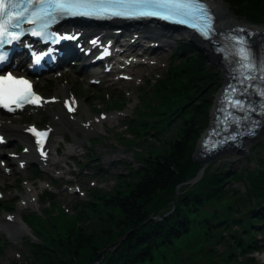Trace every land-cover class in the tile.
Segmentation results:
<instances>
[{
    "label": "rangeland",
    "instance_id": "obj_1",
    "mask_svg": "<svg viewBox=\"0 0 264 264\" xmlns=\"http://www.w3.org/2000/svg\"><path fill=\"white\" fill-rule=\"evenodd\" d=\"M214 5L215 9L223 14L227 23L255 25L260 29L258 31L264 27V21L252 22L240 14H235L234 10L222 0H214ZM240 12H244L243 9H240ZM151 37L158 38V36H149ZM123 39L125 42L128 41L125 33H123ZM180 39L183 38L179 34L168 39L166 54L158 63H155L152 57L139 55L140 53L133 56L132 54L138 53L135 50L129 57L123 59L124 66L128 64L129 67L105 76L100 87L90 84L88 75L85 73L81 75L74 66L57 69L34 79L35 90L42 95L44 101L51 103L50 109L27 108L20 114L0 115V119L7 124L21 128L14 134L15 143L9 141V144L0 149L5 157L0 158V226L4 216L17 214L21 222L24 215L31 213L45 220L44 228L47 232L55 227L63 235L65 227L70 225L72 218L84 208L91 194L95 192L110 194L118 190L128 176V172L136 169L139 164L136 161L138 154H145L147 149L151 152L148 146L152 143L156 151L158 150L157 142L150 137L152 135L140 134L139 138H132L130 129H138L142 124V127L146 128V133L153 134L155 130L148 129L147 123L160 118L155 115V112L160 114L167 112L159 108L160 98L154 90L164 81L166 75H171L172 66L179 63V58L191 55L192 51L189 49L179 50L175 54L176 43ZM184 42H187V39ZM204 54L206 73L213 76L208 84L201 81L197 83L194 89L197 93L192 94L193 99L189 104L192 107L203 106L204 110L201 113L202 119L196 126L191 158L193 153L199 150L198 146L208 128L215 100L223 86L222 71L217 60L207 52ZM133 61L137 64H131ZM60 73H63L69 81L72 99L77 101L76 110L70 116H65L61 112L62 97H59L57 103L52 104V94L62 85L58 80ZM118 83L121 84L113 86ZM158 93L162 95L159 91ZM57 111L62 118L60 124L53 120ZM93 121L96 123L91 128ZM173 126L172 123L169 131L163 134L165 135L163 140L174 138L177 129ZM28 128L49 130V144L53 140L57 148V151L51 152V157H48L49 163L42 164L37 161L40 158H36L22 140L21 133L25 135L24 131ZM261 129L257 138L244 143L242 154L232 152L219 154L205 164L202 174L210 167L211 172L214 170L224 172L227 177L224 180L225 188L242 191L245 185L243 180L245 170H251L257 164L264 163V126ZM52 132L55 133L54 136ZM70 153H75L76 156L73 159L68 158ZM29 155L32 164L23 169L21 164ZM113 160L116 161L112 164ZM99 168H102L100 172H98ZM97 172L100 174L96 175ZM195 183L182 184L181 187ZM166 199L168 197L164 200ZM26 200L35 202L34 209L20 208L22 202ZM163 206L160 204L156 209ZM172 210V208L168 209L165 214L168 215ZM158 219L159 217L155 216L149 217L152 221ZM88 223L92 224L91 221L86 224ZM27 230L29 235L22 237L19 241H11L1 227L0 264H34L24 245L28 240L35 241L30 230ZM250 234L256 239L250 241L262 246L259 248L262 253L242 255L234 249L235 257L227 261V264H264V227ZM224 246H228L226 240L203 243L201 251L191 252L187 258L191 259L192 255H196L195 264H205L207 261L210 264H221L232 252ZM204 254L207 260L203 258ZM246 257L249 258L248 262L245 261Z\"/></svg>",
    "mask_w": 264,
    "mask_h": 264
},
{
    "label": "trees",
    "instance_id": "obj_2",
    "mask_svg": "<svg viewBox=\"0 0 264 264\" xmlns=\"http://www.w3.org/2000/svg\"><path fill=\"white\" fill-rule=\"evenodd\" d=\"M222 1L235 14L252 22L264 21V0ZM185 49L191 55L179 58L171 75L154 90L160 98L159 108L167 111L155 112L160 118L147 123L155 132L147 134L141 124L138 129L128 128L132 138L152 135L158 150L152 143L148 146L151 152L138 154L139 164L118 190L91 194L63 235L55 227L47 232L45 220L35 214L23 216L35 240L24 244L34 264H195L196 255L187 258L191 252L201 251L203 243L224 240L228 242L224 247L232 252L221 264L235 257L234 249L242 255L260 252L262 246L250 241L256 240L250 232L264 227L263 162L245 170L242 191L225 188V173L211 172L210 167L198 182L179 186L174 194L178 185L193 179L201 168L192 162L191 152L204 110L189 104L197 83L208 84L213 76L206 73L203 56L190 45L178 42L175 54ZM172 123L177 129L174 138L163 140ZM174 198L169 215L149 220L171 209ZM160 204L164 206L156 209ZM203 258L207 260L205 254Z\"/></svg>",
    "mask_w": 264,
    "mask_h": 264
},
{
    "label": "snow or ice",
    "instance_id": "obj_3",
    "mask_svg": "<svg viewBox=\"0 0 264 264\" xmlns=\"http://www.w3.org/2000/svg\"><path fill=\"white\" fill-rule=\"evenodd\" d=\"M26 5V6H25ZM30 16L26 14L32 9ZM22 9V10H21ZM51 9V11H49ZM52 12L66 13L69 15L83 16H122V17H151L155 16L163 20L175 23L188 24L195 28L205 38L214 33L212 27V17L200 0H0V46L5 42L6 37L11 40H18L19 34L10 29L17 27L19 21L27 18L30 23H36L45 17L51 16ZM47 27V25H43ZM33 35L42 33L33 29ZM240 45H245V41H238ZM240 56L244 71L253 70V62L250 53L245 47H241ZM5 56L0 53V61ZM37 62L39 57L36 58ZM244 71L240 74L243 76ZM28 96H34L30 91V85L25 80H16L11 75L0 76V98L11 97L13 102L17 100L27 101ZM39 98L36 97V102ZM22 106L17 103V107ZM235 107L243 110L240 101H235ZM35 132V129H31ZM38 135H46L39 134ZM11 219V217L9 218Z\"/></svg>",
    "mask_w": 264,
    "mask_h": 264
},
{
    "label": "bare ground",
    "instance_id": "obj_4",
    "mask_svg": "<svg viewBox=\"0 0 264 264\" xmlns=\"http://www.w3.org/2000/svg\"><path fill=\"white\" fill-rule=\"evenodd\" d=\"M215 13L217 15V25H218V28L221 30V31H227V30H230L232 28H235L237 27V24L233 23V22H230V23H227L225 22V17L223 16L222 13H220L219 11H217L215 9ZM113 29H111L110 27H103L101 29H94V28H90V31H96V34L94 35H99V36H102L104 33H108V32H111ZM130 27L126 28L125 30L123 31H130ZM139 30V29H137ZM260 30V29H259ZM122 31V32H123ZM261 36H264V27L261 29V31H258ZM125 34L128 36L129 33L125 32ZM140 34L142 36H145V35H164V34H161L160 33V29L159 28H147V29H140ZM131 38V35L129 36ZM162 39V38H161ZM111 39H108V41H110ZM140 46H138L137 44H134V45H130V46H126V48L124 49L123 51V55H127L128 57L132 54L133 50L135 51H140L141 55H147V56H150L154 59L155 63H158L161 61V58L166 54V48L168 47V45H164L162 47H158L156 49H152L151 48H139ZM208 51V54L209 55H212L210 52V48L207 49ZM133 55V54H132ZM213 59L217 60L215 57L212 56ZM173 60V58L171 59ZM63 67H67V66H63ZM129 65H126L124 66L120 71H122L123 69L125 68H128ZM121 68V67H120ZM58 69H61V68H58ZM111 74V73H110ZM108 74V75H110ZM108 75H105V76H108ZM63 73H60L59 74V78L58 80H60V83L62 84L58 91H55L53 94H52V98H53V103L52 104H55L57 103V101L59 100V97H62V99L64 100H67V99H72V94L70 93V89H71V86L69 84V81L66 80L65 76L63 77ZM105 76H98V75H94V78L93 76H91V78L88 79V82H95L96 85H92L93 86H97V87H100L105 79ZM38 78V77H37ZM85 81H87V79H85ZM58 82V81H57ZM121 83H118V84H115L113 85L114 87L116 86H119ZM50 105L51 103L49 102H44L43 106H42V109H46V110H49L50 109ZM61 114L59 113V111H57L54 116H53V120L60 124L61 122ZM96 123V121H93L91 122V125L89 123V125L91 126V128H93L94 124ZM145 125V124H143ZM141 127H142V124H141ZM21 128H17V127H13L11 126L10 124H7L6 122H4L2 119H0V132L6 137V139L10 142H13L15 143V140L13 139L14 138V134H16L18 132V130H20ZM53 136L55 135L54 132H52ZM148 134V133H147ZM21 135L23 136V139L26 143V145L29 147V149H32L29 142H30V139L21 133ZM160 136L162 134H159ZM8 136V138H7ZM245 141H248V140H244L242 142V145H239L240 147H245ZM33 150H31L32 152ZM57 151V148L55 147V142L53 140L50 141V144L48 146L45 147L44 151H43V154L46 155V161H40V160H37L39 161L40 163L42 164H46V163H49L48 162V157L50 156L51 157V152H56ZM35 154V152H33ZM200 153V151H199ZM75 153H70L69 155L70 156H67L68 158H74L76 155H74ZM38 155L35 154V157H37ZM7 160V158H6ZM25 161L22 163L23 165V169L24 167H27L29 165L32 164V160L30 158V155L28 157H26L24 159ZM116 160H113L112 161V164L113 162H115ZM50 165V164H49ZM117 167V166H116ZM102 168H99L98 169V172L101 171ZM96 173V175H99L100 173ZM34 201H30L28 202L27 200L22 202V205L20 206V208H23V209H34ZM11 217V219H9ZM3 231L8 235L9 239L11 241H19V239H21L22 237L24 236H27L29 235V232L27 230V228L20 222L19 220V217L17 214L15 215H9V216H4V218L1 220V226Z\"/></svg>",
    "mask_w": 264,
    "mask_h": 264
},
{
    "label": "water",
    "instance_id": "obj_5",
    "mask_svg": "<svg viewBox=\"0 0 264 264\" xmlns=\"http://www.w3.org/2000/svg\"><path fill=\"white\" fill-rule=\"evenodd\" d=\"M146 25L147 24H155L156 26H159L160 28L164 29V30H167L168 28L157 23V22H154V21H151L149 23H145ZM183 32L188 36V43L190 45L193 46V49L196 50L197 52H199L203 58H204V61L206 62V58H205V52L208 53L207 49L210 48V50L212 49V44H210V42L208 41H205L201 38H199L196 34H194L193 32L191 31H186V30H183ZM211 53V52H210ZM212 54V53H211ZM209 55V54H208ZM212 56V55H211ZM214 57V56H213ZM264 124V123H263ZM264 125H262L263 127ZM261 127V128H262ZM262 130V129H261ZM261 130L259 131V133L261 132ZM234 153H237V154H242L243 153V150L241 148H237L235 151H233ZM192 162L194 163H198V164H201L202 167L198 170V172L196 173L195 177L193 179H191L190 181L186 182L185 184H192V183H195L200 177H201V174H202V171L204 169V166L205 164L207 163L208 159H202L201 156L198 155L197 152H194L193 155H192V158H191ZM166 217V214L163 215L161 218H164ZM159 218V219H161ZM104 256V254H103Z\"/></svg>",
    "mask_w": 264,
    "mask_h": 264
}]
</instances>
